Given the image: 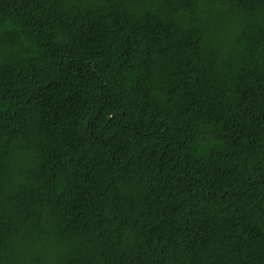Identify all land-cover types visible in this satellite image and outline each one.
Wrapping results in <instances>:
<instances>
[{"label":"trees","instance_id":"trees-1","mask_svg":"<svg viewBox=\"0 0 264 264\" xmlns=\"http://www.w3.org/2000/svg\"><path fill=\"white\" fill-rule=\"evenodd\" d=\"M0 264H264V0H0Z\"/></svg>","mask_w":264,"mask_h":264}]
</instances>
